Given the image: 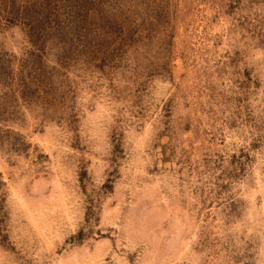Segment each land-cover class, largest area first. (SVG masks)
Segmentation results:
<instances>
[{
	"label": "rangeland",
	"instance_id": "rangeland-1",
	"mask_svg": "<svg viewBox=\"0 0 264 264\" xmlns=\"http://www.w3.org/2000/svg\"><path fill=\"white\" fill-rule=\"evenodd\" d=\"M263 202L264 0H0V264H264Z\"/></svg>",
	"mask_w": 264,
	"mask_h": 264
},
{
	"label": "bare ground",
	"instance_id": "bare-ground-1",
	"mask_svg": "<svg viewBox=\"0 0 264 264\" xmlns=\"http://www.w3.org/2000/svg\"><path fill=\"white\" fill-rule=\"evenodd\" d=\"M98 105H99V104H98ZM101 105H102V104H101ZM101 105H100V106H101ZM96 107H97V106H96ZM99 110H100V109H99ZM97 112H98V111H97ZM101 112H102V111H101ZM99 113H100V112H99ZM145 128H146V127H145ZM145 130H146V129H145ZM148 130H149V129H148ZM146 131H147V130H146ZM147 132H148V131H147ZM143 175H144V174H143ZM55 177H56V176H55ZM169 178H170V177H169ZM256 178H257V177H256ZM54 180H55V179H54ZM56 180H57V178H56ZM56 180H55V181H56ZM55 181H54V182H55ZM260 181H261V180H260ZM173 182H174V181H173ZM173 182H171V183H173ZM168 183H169V182H168ZM168 183H167V184H168ZM55 184H56V183H55ZM57 184H58V183H57ZM173 184H174V183H173ZM58 185H59V184H58ZM156 186H157V185H156ZM172 186H173V185H172ZM55 187H56V186H55ZM260 187H261V186H260ZM57 188H58V187H56V189H57ZM258 188H259V187H258ZM260 189H261V188H260ZM57 190H59V188H58ZM61 190H62V189H61ZM251 190H252V189H251ZM251 190H250V191H251ZM262 190H263V189H262ZM248 191H249V190H248ZM252 191H253V190H252ZM58 192L60 193V190H59ZM62 192H63V191H62ZM255 192H256V191H255ZM59 195L61 196L62 194H59ZM150 195H151V194H150ZM148 196H149V195H148ZM151 196H152V195H151ZM61 197H62V196H61ZM61 197H59L60 199H59V198L57 199V196H56V195H53V197L50 199V200H52V204H53V206H54L55 208H57L56 210H59V213H60V211H61L62 204L64 205V203L60 204ZM246 197H247V195H246ZM251 198H252V197H251ZM251 198H250V199H251ZM245 199H246V198H245ZM58 200H60V201H58ZM63 200H64V199H63ZM161 200H162V199H161ZM250 201H251V200H250ZM21 202H22V201H21ZM58 202H59V203H58ZM61 202H63V201H61ZM65 202H66V201H65ZM41 203H42V202H41ZM41 203H40V204H41ZM40 204H39V205H40ZM251 205H252V204H251ZM40 206H42V205H40ZM72 206H73V205H72ZM20 207H21V206H20ZM63 207H64V206H63ZM74 207H75V206H74ZM74 207H73V208H74ZM261 207H262V210H263V212H264V202H263V205H261ZM40 208H41V207H40ZM55 208H54V209H55ZM65 208H66V207H65ZM249 208H250V207H249ZM28 209H29V208H28ZM32 209H33V208H32ZM52 209H53V208H52ZM54 209H53V211H54ZM42 210L44 211L45 209L42 208ZM69 210H70V209H69ZM43 211H42V213H43ZM51 211H52V210H51ZM62 211H63L64 213H66L64 209H63ZM46 212H47V211H46ZM54 212H55V211H54ZM54 212H53V213H54ZM63 212H62V213H63ZM115 212H116V211H115ZM47 213H48V212H47ZM64 213H63V215H64ZM69 213H72V212H69ZM39 214H41V213H39ZM51 214H52V213H51ZM55 214H56V213H55ZM60 214H61V213H60ZM65 215L69 216L67 213H66ZM53 216H54V215H53ZM71 216H72V215H71ZM248 216H249V215H248ZM261 216H263V215H261ZM64 217H65V216H64ZM42 218H43V217H42ZM42 218H41V219H42ZM249 218H250V217H249ZM258 218H259V217H258ZM258 218H257L256 220H258ZM261 219H262V218H261ZM45 220H46V219H45ZM69 220H70V221H69ZM69 220H68L67 222H72V221H73V220L71 221V219H69ZM33 221H34V220H33ZM58 221H60V220H58ZM65 221H66V220H65ZM252 221H253V220H252ZM49 222H51V221H49ZM258 222H259V221H258ZM262 222H264V221L262 220ZM262 222H261V223H262ZM251 223H252V222H251ZM259 223H260V222H259ZM41 224H43V223H41ZM43 225H44V224H43ZM50 226H51V225H50ZM50 226H49V227H50ZM53 226H55V225H53ZM53 226H52V228H53ZM57 226H58V225H57ZM253 226H254V225H253ZM43 227H44V226H43ZM251 227H252V226H251ZM263 227H264V225H263ZM34 228H35V227H34ZM44 228H45V227H44ZM254 228H256V226H255ZM42 229H43V228H42ZM50 229H51V228H50ZM50 229H49V230H50ZM262 229H263V228H262ZM253 230H254V229H253ZM44 231H46V230H44ZM44 231H43V234H41V235H42V238H46V239H47V238H48V237H47V234H45ZM260 232H261V231H260ZM38 233H39V232H38ZM47 233H48V232H47ZM60 238H61V237H60ZM45 241H46V240H45ZM188 242H189V241H188ZM103 244L106 245V242H104ZM185 247L187 248V247H189V246L186 244ZM186 251H187V250H186ZM100 254H101V253H100ZM187 255H188V254H187ZM193 255H194V254H193ZM119 256H120V255H119ZM73 257H74V256H73ZM194 258H195V257H194ZM120 259H121V258H120ZM181 259H182V258H181ZM96 260H97V259H96ZM112 260H113V259H112ZM121 260H122V259H121ZM73 261H74V260H73ZM95 262H96V261L92 260V261H90V264H95ZM101 263H102V262H101ZM59 264H63L62 261H60ZM76 264H77V263H76ZM192 264H194V263H192Z\"/></svg>",
	"mask_w": 264,
	"mask_h": 264
}]
</instances>
